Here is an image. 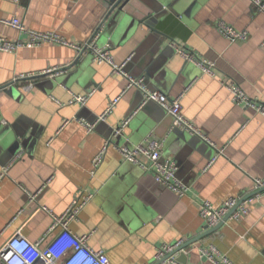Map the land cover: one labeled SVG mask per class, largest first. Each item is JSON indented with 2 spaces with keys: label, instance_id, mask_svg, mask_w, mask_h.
I'll list each match as a JSON object with an SVG mask.
<instances>
[{
  "label": "crops",
  "instance_id": "0c3cea01",
  "mask_svg": "<svg viewBox=\"0 0 264 264\" xmlns=\"http://www.w3.org/2000/svg\"><path fill=\"white\" fill-rule=\"evenodd\" d=\"M160 1L178 5L191 28L186 41L177 39L166 51L140 22L149 12L147 4ZM110 9L109 0H0V35L26 39L1 22L13 16L75 44L100 30L98 44H111L117 63L132 56L125 66L128 74L144 77L151 90L170 98L184 93L183 112L207 139L174 127L173 117L160 105L145 102L137 89L125 90L127 79L90 54L78 60L76 49L51 42L0 51V173L14 161L0 184V245L19 230L39 240L53 221L47 211L37 210L40 205L62 214L76 196L92 194L71 229L76 234L94 231L89 244L105 250L111 264H153L164 243L189 242L207 231L200 215L204 200L218 206L248 196L255 179L264 180V116L235 104L225 86L234 82L251 98L264 99V15L249 0H130L118 14ZM220 21L247 30L248 39L225 38L217 27ZM177 46L214 62L216 76L186 61ZM51 68L59 70L46 73ZM93 88L85 105L69 103L72 94ZM118 96L106 120L88 132L79 119L98 118ZM148 139L163 141L164 156L177 161V177L188 186L185 196L122 157L120 146ZM106 142L104 159L93 172V159ZM220 149L224 155L207 167ZM42 186L31 200L25 189L35 192ZM209 244L235 264H264V194L250 202L246 214L230 217L186 246L185 262H179L213 264L200 252Z\"/></svg>",
  "mask_w": 264,
  "mask_h": 264
},
{
  "label": "built area",
  "instance_id": "2783aa9c",
  "mask_svg": "<svg viewBox=\"0 0 264 264\" xmlns=\"http://www.w3.org/2000/svg\"><path fill=\"white\" fill-rule=\"evenodd\" d=\"M16 3L20 0H14ZM257 12L264 15V0H249ZM1 22L5 25L12 26L19 32L26 35L25 40H11L0 35V51L14 52L22 46H37L44 42L57 43L64 46L72 47L78 51V55L90 54L96 63H107L111 66L114 74L123 76L127 79L126 89H137L143 92L145 102H155L160 105L169 115L173 117V126L179 128L190 135L206 138L202 130L187 118L183 112L182 99L184 93L176 97L170 96L164 92L151 90L144 77L134 78L126 71V64L132 59L129 56L123 63H117L112 55L111 44H98L100 30H96L93 36L82 44H75L61 34L55 31H38L29 28L19 17L2 18ZM221 34L231 41H245L249 37L247 30L236 29L231 24L220 21L217 25ZM176 45V44H174ZM177 51L186 61L196 63L204 74L216 76V64L211 61L199 58L194 52L188 51L177 46ZM57 68H51L46 73L58 71ZM225 86L231 93L232 100L237 105L251 107L256 109L264 116V99L257 101L251 98L239 84L234 82L226 83ZM31 87V86H29ZM28 87V88H29ZM96 88L91 89L85 94H72L69 103L85 105L94 93ZM120 96L111 100L107 109L98 116L93 123L79 119L88 132L92 131L99 121H105L107 115L112 112ZM61 104H64L58 101ZM126 120L122 127L128 123ZM122 127L116 129V134L120 133ZM109 142H106L100 152L93 159V172L102 163ZM119 151L125 160L131 161L144 169H149L156 182L162 187L170 189L179 196H185L188 192V186L177 177L178 163L174 158L166 157L163 153V141L158 139H148L133 147L120 146ZM20 154H18L19 156ZM224 155V149H220L219 153L208 163L211 166L218 158ZM17 156V157H18ZM12 161L5 166L0 173V184L3 177L8 172ZM264 180L256 178L253 192L255 194L248 197H232L221 205H215L209 200H204L200 205V215L205 222L206 230L216 227L225 218L229 212L235 208L242 200L238 208L230 217L238 219L246 214L249 204L255 197L264 194ZM30 195L31 200H35L38 194L43 190V186L35 192L25 189ZM92 194L78 195L62 214H56L46 205H40L37 210H45L52 215L53 221L37 241L29 240L20 230L9 237L2 245H0V264H111L110 259L103 249L96 250L90 244L89 240L94 231L85 234H76L70 227L85 205L92 199ZM49 236H51L49 238ZM186 241L178 239L172 243H164L155 254L154 263L160 261L165 255L181 248ZM183 249L179 250L174 256L167 259L161 264H181L177 260V256ZM203 256L207 257L213 264H235L227 255L223 254L215 244H209L200 248ZM153 263V264H154Z\"/></svg>",
  "mask_w": 264,
  "mask_h": 264
},
{
  "label": "water",
  "instance_id": "95a60500",
  "mask_svg": "<svg viewBox=\"0 0 264 264\" xmlns=\"http://www.w3.org/2000/svg\"><path fill=\"white\" fill-rule=\"evenodd\" d=\"M129 1L130 0H109L110 6H111L110 13L114 12L115 14H118L124 9V7L127 5ZM158 4L159 5L147 4L149 12L146 14V16L142 20H140V22L157 36L159 47L162 48L165 45L164 51H166L171 48L172 44L177 43V39L186 41L187 36L189 35L191 31V28L189 27L188 20H186V13L179 10L178 5H176L175 3L170 4V2L166 3L162 1H160ZM81 56L82 55L78 57V60L81 58ZM91 59L93 60L92 56H91ZM138 92L141 94L144 100L143 92H141L140 90ZM96 120H97V117L93 118L91 121L89 120V122L93 123ZM115 134H116V130H115ZM179 134H181V136H183V138L186 141H188L190 144L197 143L196 141H193L192 138L189 139V137H186L187 135L185 134H188V133H185V134L179 133ZM194 138H197V137H194ZM263 190L264 189L260 191H263ZM253 194H255V192L249 194L248 196L253 195ZM241 202L235 208H233L229 212V214L225 216V218L223 219V221L220 222L219 225H217L214 228L208 229L205 233L201 234L197 238H194L193 240L189 242L187 241L181 248L171 253H168L160 261H157L154 264L164 263L167 259L174 256L177 252H179V250L185 248L193 241H196L199 238L203 237L204 235L210 234L218 230V228L223 224V222L227 221L230 218L231 214L238 208ZM182 257H184V254L181 251L179 254V257L177 256V260L184 263L185 261H182Z\"/></svg>",
  "mask_w": 264,
  "mask_h": 264
}]
</instances>
